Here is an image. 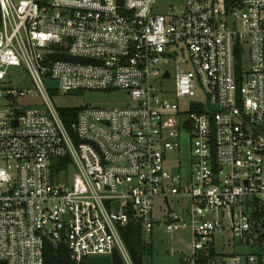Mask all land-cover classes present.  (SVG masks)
<instances>
[{"label":"built area","instance_id":"2783aa9c","mask_svg":"<svg viewBox=\"0 0 264 264\" xmlns=\"http://www.w3.org/2000/svg\"><path fill=\"white\" fill-rule=\"evenodd\" d=\"M156 3L0 0V264H45L47 241L75 264L115 252L136 264L122 229L151 232L156 200L179 198L191 264H264V0ZM48 79L135 104L67 122L75 107L56 106ZM184 136L190 168H170ZM168 218V231L185 225ZM226 230L251 250H218Z\"/></svg>","mask_w":264,"mask_h":264},{"label":"rangeland","instance_id":"374dc122","mask_svg":"<svg viewBox=\"0 0 264 264\" xmlns=\"http://www.w3.org/2000/svg\"><path fill=\"white\" fill-rule=\"evenodd\" d=\"M184 5V0H157L156 10L159 12H168L171 7L176 6V11H180ZM173 72V77L165 79V86L171 90H175V75L177 72L174 60L165 65ZM51 97L57 107H104L118 108L134 105L130 92L125 89L113 88L108 91L102 90H80L74 92H64L61 89L50 90ZM39 99V98H37ZM181 106L185 105V101H179ZM190 142L187 136L183 137L181 150L175 149L170 151L169 155L173 160L170 168L181 163L182 169L190 168ZM74 169L71 170L73 174ZM188 198H179L169 201L163 199L156 200L154 216L157 222L151 232L145 231L143 239L152 247V253L144 256V264H191L187 262L192 255L193 236L191 229V219L188 214L190 208ZM169 208L179 213L185 225L174 231H168L166 222L169 219ZM225 237H224V236ZM216 242L221 251L247 252L251 247L243 244L241 240L233 234L232 230H226L223 233L216 234Z\"/></svg>","mask_w":264,"mask_h":264},{"label":"trees","instance_id":"16d2710c","mask_svg":"<svg viewBox=\"0 0 264 264\" xmlns=\"http://www.w3.org/2000/svg\"><path fill=\"white\" fill-rule=\"evenodd\" d=\"M78 107L72 108L71 118H65L67 122H72L75 118ZM63 110V114H64ZM143 225L137 221H133L122 229L123 238L128 249L134 258L136 264H144V256L152 253V247L148 246L143 239ZM45 264H75L71 260L69 251L65 247L56 248L52 242L47 241L45 246Z\"/></svg>","mask_w":264,"mask_h":264},{"label":"water","instance_id":"95a60500","mask_svg":"<svg viewBox=\"0 0 264 264\" xmlns=\"http://www.w3.org/2000/svg\"><path fill=\"white\" fill-rule=\"evenodd\" d=\"M51 56L57 58V59H62V60H71V61H82V62H89L90 60L87 59H77L68 55H64V54H51ZM47 83L49 85V87L51 88H57V83L54 80L48 79ZM88 264H123L120 256L118 255L117 252L114 253V259L112 260L110 257H106V256H95V257H91L89 259V263Z\"/></svg>","mask_w":264,"mask_h":264},{"label":"crops","instance_id":"0c3cea01","mask_svg":"<svg viewBox=\"0 0 264 264\" xmlns=\"http://www.w3.org/2000/svg\"><path fill=\"white\" fill-rule=\"evenodd\" d=\"M217 249L220 250L219 247H218V245H217ZM187 262H189V260Z\"/></svg>","mask_w":264,"mask_h":264}]
</instances>
